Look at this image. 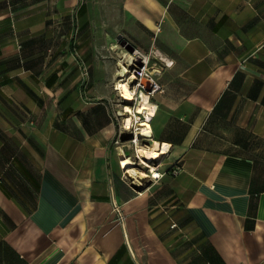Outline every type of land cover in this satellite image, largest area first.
Listing matches in <instances>:
<instances>
[{"label":"crops","instance_id":"1","mask_svg":"<svg viewBox=\"0 0 264 264\" xmlns=\"http://www.w3.org/2000/svg\"><path fill=\"white\" fill-rule=\"evenodd\" d=\"M149 1L0 0V264H264V0ZM102 21L166 62L139 189Z\"/></svg>","mask_w":264,"mask_h":264},{"label":"rangeland","instance_id":"2","mask_svg":"<svg viewBox=\"0 0 264 264\" xmlns=\"http://www.w3.org/2000/svg\"><path fill=\"white\" fill-rule=\"evenodd\" d=\"M94 26L100 27L99 24L94 25L93 23H91L90 28L87 29L85 33H87L86 34L87 37L88 36L92 37L91 45H98L97 42H99L100 43L99 46H101L107 50L109 48H111L113 50L112 54L111 53L106 54V55L101 54L100 57L103 60H105V59L111 60L114 65L117 64V76L114 78V81H113L115 88L117 85V80L119 78L118 77L119 71L121 70V67L123 65L128 66V68L131 70V73L128 74V79L130 81H132L131 84H132L133 88H135V90H139L140 87H142L144 89H151V87H150L151 78L156 79L160 83L159 76L161 75V72L164 70V67L166 66V62L158 60V65L154 66L153 65V61H154L153 55L150 52L145 51L142 48H140L149 57L148 65H143V62L137 58V53H135V50L131 51L128 48L129 45L127 44V41L130 44H133L135 46V44L133 42H131V40L126 39L124 36H121L120 38H116L114 36H111L110 32L108 31L107 24H105V22L102 21V23H101L102 39L100 42L99 39H97V38L93 39V36L95 37L94 32L96 31V33H98L97 30L94 31ZM95 41H96V44H95ZM135 47H137V46H135ZM156 68H159L160 71L157 70ZM116 91H117V96H116L115 106L121 115V122L123 123V127H124V121H123L124 117L121 113L123 112L122 109L125 105V102H124L123 98L120 96V92L117 89H116ZM144 115H142V116L144 117ZM150 122H151V120H150ZM124 130H125L124 136H123L124 138L122 140H120V142L125 144L126 148L128 149L129 153L127 152V154L125 153V155L132 156L134 158V160L136 161L135 167H137L139 170L150 173V166L157 167L156 165H157V160H158V159H153V160L148 159L144 153V151L149 148V147H147L148 146L147 143H148V140H150L151 138H148V139L146 138L145 140H143L141 137L137 138L135 136L134 130H129V129H125V128H124ZM133 139H135V140L133 141ZM135 141H136V143H135ZM138 148L143 151L142 154L141 153L139 154V156L142 159H139V157L137 155ZM124 177L129 182V184H131L132 186H134L138 189L141 188L142 186L146 185L147 180L150 178V177L138 178V177L132 176L131 174H128V173L126 175H124Z\"/></svg>","mask_w":264,"mask_h":264},{"label":"bare ground","instance_id":"3","mask_svg":"<svg viewBox=\"0 0 264 264\" xmlns=\"http://www.w3.org/2000/svg\"><path fill=\"white\" fill-rule=\"evenodd\" d=\"M150 6L156 7L153 0L149 1ZM149 24L153 25V21L149 16L139 13ZM131 70L128 66L123 65L119 71V78L117 80L116 89L120 92V96L123 98L125 105L122 109V115L124 117V128L135 131L137 138L145 136L147 138H153V129L150 119L157 110V104L152 99L153 91L151 89H144L140 87L139 90H135L132 86V81L128 79V74ZM124 104V103H123ZM146 116H145V115ZM144 115V117L142 116ZM140 157V156H139ZM136 161L132 156L122 154V165L128 174L136 176L138 178L152 177L151 173L139 170L135 167ZM155 174L158 173L154 169Z\"/></svg>","mask_w":264,"mask_h":264},{"label":"built area","instance_id":"4","mask_svg":"<svg viewBox=\"0 0 264 264\" xmlns=\"http://www.w3.org/2000/svg\"><path fill=\"white\" fill-rule=\"evenodd\" d=\"M135 53H137V58H138L140 61L143 62V65H148L149 57H148V55H146V54L144 53V51H142V50H141L140 48H138V47H135ZM146 67H147V66H146ZM150 87H151L153 93H155V92L158 91V90H161V85H160V83H159L156 79H154V78H151V84H150ZM153 93H152V94H153ZM145 116H146V115H145ZM150 120H151V119H150ZM134 140H135V139H133V141H134ZM135 143H136V141H135ZM137 155H138V157H139L138 152H137ZM139 159H142V158L139 157ZM154 169H156V167H152V166H150V173L153 175L152 178H154V179H160V178L162 177V173L156 169V170L158 171V173L155 174ZM126 174H127V172H126V170H125V171H124V175H126ZM174 226H176V224H174Z\"/></svg>","mask_w":264,"mask_h":264},{"label":"water","instance_id":"5","mask_svg":"<svg viewBox=\"0 0 264 264\" xmlns=\"http://www.w3.org/2000/svg\"><path fill=\"white\" fill-rule=\"evenodd\" d=\"M127 44L129 45V49L131 50V51H134L135 50V46L133 45V44H130L128 41H127Z\"/></svg>","mask_w":264,"mask_h":264}]
</instances>
